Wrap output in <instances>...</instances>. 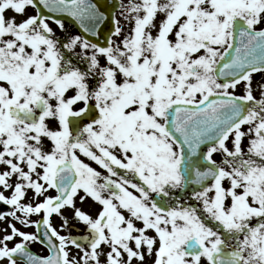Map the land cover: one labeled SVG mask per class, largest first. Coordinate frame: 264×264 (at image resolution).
<instances>
[{
	"label": "snow or ice",
	"instance_id": "6c2138e0",
	"mask_svg": "<svg viewBox=\"0 0 264 264\" xmlns=\"http://www.w3.org/2000/svg\"><path fill=\"white\" fill-rule=\"evenodd\" d=\"M0 206V264H264V0H0Z\"/></svg>",
	"mask_w": 264,
	"mask_h": 264
},
{
	"label": "flooded vegetation",
	"instance_id": "af4514ba",
	"mask_svg": "<svg viewBox=\"0 0 264 264\" xmlns=\"http://www.w3.org/2000/svg\"><path fill=\"white\" fill-rule=\"evenodd\" d=\"M57 35H60V33H57ZM93 166H95V165H93ZM78 206L82 207L86 211H91L93 213L99 208V205L98 204H94L92 201H88L87 203L82 204V205H78ZM0 208H3V206H0ZM56 223L59 224L58 219H57ZM17 226L19 227V225H17ZM22 230L29 231V232L35 231V229H31V228H25V229H22ZM73 235H79V232L73 233ZM31 250L34 253L39 254V255H47L48 254L46 248H44L40 244L31 245Z\"/></svg>",
	"mask_w": 264,
	"mask_h": 264
},
{
	"label": "rangeland",
	"instance_id": "374dc122",
	"mask_svg": "<svg viewBox=\"0 0 264 264\" xmlns=\"http://www.w3.org/2000/svg\"><path fill=\"white\" fill-rule=\"evenodd\" d=\"M54 28H56V25H52ZM57 33H60L59 29L57 28ZM258 78V77H257ZM54 194V193H53ZM59 222V220H58Z\"/></svg>",
	"mask_w": 264,
	"mask_h": 264
}]
</instances>
